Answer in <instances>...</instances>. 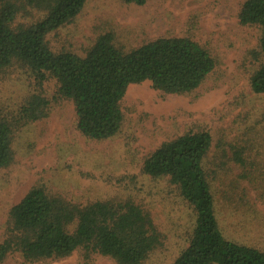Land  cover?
<instances>
[{"label": "trees", "instance_id": "obj_1", "mask_svg": "<svg viewBox=\"0 0 264 264\" xmlns=\"http://www.w3.org/2000/svg\"><path fill=\"white\" fill-rule=\"evenodd\" d=\"M122 1L142 6L147 0ZM87 2L0 0V79L25 71L39 84H56L52 100L32 91L18 104H0V170L14 161L15 136L45 119L51 101L70 102L77 132L88 141L104 142L123 127L121 103L131 85L149 83L154 91L190 96L214 71L210 51L188 37H160L125 50L106 33L83 56L52 51L47 37L73 22ZM237 18L241 26L259 31L257 46L249 52L253 70L248 84L254 95L264 96V0H244ZM243 138V145H224L205 130L188 131L144 159L141 174L167 182L195 216L186 246L172 264H264V250L227 239L215 216L218 193L230 192L235 167L237 178L248 180L264 203V115ZM217 183L227 191H215ZM225 195L223 204H232ZM164 238L148 207L132 198L80 204L35 185L8 212L0 264L14 254L33 264L76 251L84 262L97 255L114 264H146Z\"/></svg>", "mask_w": 264, "mask_h": 264}, {"label": "rangeland", "instance_id": "obj_2", "mask_svg": "<svg viewBox=\"0 0 264 264\" xmlns=\"http://www.w3.org/2000/svg\"><path fill=\"white\" fill-rule=\"evenodd\" d=\"M243 1L147 0L136 6L122 0H88L73 22L49 35L52 51L79 56L106 33H112L115 44L125 50L160 37H188L210 51L216 67L190 96L154 91L149 83L131 85L121 103L123 127L104 142L88 141L77 132L70 102L51 101L45 119L15 136L14 161L0 170V242L10 208L31 187L41 185L80 204L128 197L146 205L165 235L163 247L146 264H172L186 246L195 216L167 182L144 177L142 163L162 143L188 131L205 130L214 142L239 144L247 127L264 115V96L254 95L248 84L253 70L249 52L257 46L259 31L238 23ZM32 91L52 100L56 84L52 80L39 84L31 74L17 71L0 79V104H18ZM239 175L235 167L229 176L230 192L218 193L219 229L224 228L229 240L264 250V203ZM219 185L215 191L226 190ZM223 193L232 204H223ZM1 264L27 263L14 254ZM33 264L114 262L97 255L84 262L76 251L61 260Z\"/></svg>", "mask_w": 264, "mask_h": 264}]
</instances>
